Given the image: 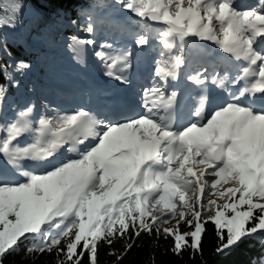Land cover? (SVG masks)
I'll return each mask as SVG.
<instances>
[{"label": "snow or ice", "instance_id": "6c2138e0", "mask_svg": "<svg viewBox=\"0 0 264 264\" xmlns=\"http://www.w3.org/2000/svg\"><path fill=\"white\" fill-rule=\"evenodd\" d=\"M0 9V264H124L145 237L207 264L209 230L217 257L264 247V0ZM26 19L30 54L14 56ZM61 47L86 82L54 107L26 82ZM89 72L110 103L84 102Z\"/></svg>", "mask_w": 264, "mask_h": 264}, {"label": "trees", "instance_id": "16d2710c", "mask_svg": "<svg viewBox=\"0 0 264 264\" xmlns=\"http://www.w3.org/2000/svg\"><path fill=\"white\" fill-rule=\"evenodd\" d=\"M20 42V39L18 44H16L15 41L11 42V40H9L10 50L13 51L14 56L18 54L16 51L17 49L20 52L29 53L27 44L31 43V41H26V43L22 42L21 44ZM40 70L41 68H37L36 72H41ZM32 82L33 81H27V86ZM204 244V260L207 261V264H259L262 260H264V247H262L258 242L250 241L226 257H217L212 254L214 238L210 230L208 235L205 237ZM117 250H121V246L119 244L117 245ZM153 254L155 255V264H192L187 255H185L183 261L178 260L171 254L165 255L164 245L161 244V246L157 248L154 241L148 237L143 239L140 246H137L132 250L127 259L124 261V264H152ZM16 264H30V261L25 260L23 255H21L16 257ZM101 264H115V258L108 256L106 251H102ZM196 264H200L199 257H197Z\"/></svg>", "mask_w": 264, "mask_h": 264}, {"label": "rangeland", "instance_id": "374dc122", "mask_svg": "<svg viewBox=\"0 0 264 264\" xmlns=\"http://www.w3.org/2000/svg\"><path fill=\"white\" fill-rule=\"evenodd\" d=\"M0 14H2V9H0ZM0 35H3V33H0ZM16 39H17V41H16ZM9 40L15 41V43L18 44L19 43L18 33L14 37L10 36Z\"/></svg>", "mask_w": 264, "mask_h": 264}, {"label": "bare ground", "instance_id": "6f19581e", "mask_svg": "<svg viewBox=\"0 0 264 264\" xmlns=\"http://www.w3.org/2000/svg\"><path fill=\"white\" fill-rule=\"evenodd\" d=\"M30 26H31V21L29 20V25H28L29 29H30ZM69 34H71V33H69ZM18 38L24 39L25 38V35L24 36H18ZM16 41H17V39H16ZM11 42H14V41H11Z\"/></svg>", "mask_w": 264, "mask_h": 264}]
</instances>
